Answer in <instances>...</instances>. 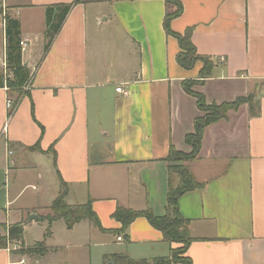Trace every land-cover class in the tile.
I'll use <instances>...</instances> for the list:
<instances>
[{"label": "crops", "instance_id": "obj_1", "mask_svg": "<svg viewBox=\"0 0 264 264\" xmlns=\"http://www.w3.org/2000/svg\"><path fill=\"white\" fill-rule=\"evenodd\" d=\"M74 1L0 0V69L6 64L7 13L20 22L28 45L22 60L33 74L12 112L7 102L14 105L16 95L0 89V238L8 239L0 248V264H93L95 249L102 253L100 264L114 255L170 257L178 245L165 242L145 218L118 236L113 233L122 226L112 215L123 208L165 216V159L171 148L191 153L185 137L201 117L183 82L197 79L202 64L185 70L177 63L179 43L163 25L175 7L165 0L78 4L44 55L46 9ZM180 3L183 13L171 22V30L184 35L191 29L197 53L215 63L211 77L195 91L209 105L254 95L256 113L245 104L207 127L197 160L187 164L206 186L179 199L194 240L186 256L192 264H264V0ZM36 145L41 152L29 150ZM12 173L26 178L36 173L37 184L20 191ZM49 180L57 192L43 206V218L53 214L63 180L69 186L66 203L92 200L106 232L86 221L68 230L57 221L44 252L35 249L45 229L41 240L29 243L27 238L44 223L35 222L39 207L21 204V199L26 188L38 192ZM15 226L22 227V238L16 240L25 248L21 251L12 249ZM57 228L65 237L57 239Z\"/></svg>", "mask_w": 264, "mask_h": 264}, {"label": "trees", "instance_id": "obj_2", "mask_svg": "<svg viewBox=\"0 0 264 264\" xmlns=\"http://www.w3.org/2000/svg\"><path fill=\"white\" fill-rule=\"evenodd\" d=\"M108 0H75L71 4H59L50 6L46 9V31H45V47L44 55L50 50L55 38L61 31L67 16L71 10L78 4L99 3ZM167 5H175L176 10L167 13L164 19V29L168 36L177 39L181 52L177 56V63L185 70H192L198 62H202L204 67L200 71L199 85L205 84V81L212 75L215 63L208 57L201 56L197 53L195 46L191 42L192 30L189 29L184 35L176 34L171 30V22L179 18L183 13V7L180 0H165ZM4 33H5V53L6 68L13 79H4L0 75V89L7 88L8 91L16 95L13 109L16 108L20 99L26 95L24 90L26 85L32 79L33 74L27 69L22 60V49L20 42L22 41L21 25L18 20L11 18L7 13L4 15ZM197 86L196 82H183L184 91L195 98L197 108L200 112L206 114L203 118H197L194 124V132L185 137L187 145L192 149L191 153H182L171 148L169 155L165 159L169 168L168 179V197L166 213L163 217H157L151 210L133 211L123 208H117L112 215L113 219L121 224V229L113 234L122 236L130 228L131 224L138 218H145L149 224L159 230L164 237V241L170 244L182 245L183 248L177 250L172 249L170 257L156 258L152 260H133L124 255L112 256L115 264H192L190 258L186 256L188 248L194 242L189 235L188 222L183 219L179 211V199L188 192L203 190L206 186L199 183L192 174L188 163L197 160L202 147L204 132L207 127L216 124L222 120H226L230 111H236L240 106L249 104L251 114L256 116L254 111V95L246 98H239L232 103L211 104L206 102L202 94L192 91ZM34 152H41L38 145L29 149ZM69 192V186L60 181V194L51 206L52 215L42 218L43 221L49 223V227L44 236V241L37 243L35 249L44 252L45 240L51 237L52 224L57 221H64L68 230L82 222H89L91 226L101 232H106L101 222L93 210V201L88 200L82 205H68L65 201ZM22 238V227L15 226L11 229L10 239L12 241ZM7 238H0V248L7 246ZM185 256L184 259H178V255Z\"/></svg>", "mask_w": 264, "mask_h": 264}, {"label": "rangeland", "instance_id": "obj_3", "mask_svg": "<svg viewBox=\"0 0 264 264\" xmlns=\"http://www.w3.org/2000/svg\"><path fill=\"white\" fill-rule=\"evenodd\" d=\"M172 6H173V9H174L175 5H172ZM1 9L6 11L5 8L1 7ZM175 10H176V8H175ZM1 33H2V30L0 29V35H1ZM4 36H5V33H4ZM1 52H2V46H1V41H0V53ZM198 63L202 64V68L204 67V64L202 62H198ZM0 75H3L4 79H8L9 81L13 79L12 75L9 72H7L6 64H5L3 69H0ZM200 80H201L200 76L197 79H195V80H191V81L197 83V86L193 87V89H192V91L195 92V93H198V92L195 91V89L197 87H200V85H199V81ZM11 92H14V91H11ZM198 94H200V93H198ZM11 112H12V110H11ZM205 116H206V114L204 112H201V117H199V118H203ZM16 175H17V173H12L11 174V181H12V183H15V179H17V182H19L18 189L20 191L23 190L29 184H37L36 173H33L32 176H30L29 178L28 177L26 178V176H22V173H19L18 174L19 176H17V177H16ZM47 177H49V175H47ZM46 183H47V185H45V187H42V188L39 187V191L38 192L32 190V188H26L24 190L23 198L21 199V204H24L26 206L27 205H30V206L36 205V208L39 207V209H36V210H38V213L40 214L41 217H40L39 221H35V222L36 223H40V224L44 223L43 224L44 228H41L42 227L41 225H37V226H34L32 228V230H31L32 234L27 238L29 243H32V241H34V240H41L40 235L44 232V229H45V231H47V229L49 227V223L47 221H43L42 220L43 214L45 215V213H47V209L43 208V206H47V204H50L54 200V198L56 196V192H57V185L56 184H51L50 180L46 181ZM16 184L17 183H15V185ZM36 186H38V185H36ZM42 186H43V184H42ZM43 195H44V197L45 196L47 197L44 200H43V197H42ZM38 200H40V203H37ZM41 200H43V201H41ZM63 233H64L63 230L57 228V233H56L57 239H58V237H60V238L65 237V234H63ZM12 243H13L12 245H15L18 242L12 241ZM182 248H183L182 245L181 246L178 245V247L176 249L179 250V249H182ZM21 249H25V248H23L21 246L19 251H21ZM118 249H122V247L113 248V249H111V252H115ZM108 251H110V250H108ZM100 255H102V253H101V251H99V249H95V251H93V253H92L93 264L97 263V258ZM184 257L185 256H182L181 254H179L177 258L182 260V259H184ZM99 260H98L97 264H100ZM106 261H107L106 264H112L114 262L112 257H108L106 259ZM178 264H181V263H178Z\"/></svg>", "mask_w": 264, "mask_h": 264}, {"label": "built area", "instance_id": "obj_4", "mask_svg": "<svg viewBox=\"0 0 264 264\" xmlns=\"http://www.w3.org/2000/svg\"><path fill=\"white\" fill-rule=\"evenodd\" d=\"M20 47H21V49H22V53H25L26 51H27V49H28V45H27V42H25V41H21L20 42ZM116 92L117 93H123V91H122V89L121 88H118V89H116ZM7 108L9 109V110H12L13 109V104H12V101H8L7 102ZM118 242H123V238L122 237H118ZM20 246L19 245H17V244H15L13 247H12V249L14 250V251H19L20 250Z\"/></svg>", "mask_w": 264, "mask_h": 264}, {"label": "water", "instance_id": "obj_5", "mask_svg": "<svg viewBox=\"0 0 264 264\" xmlns=\"http://www.w3.org/2000/svg\"><path fill=\"white\" fill-rule=\"evenodd\" d=\"M35 220H37V218H35ZM112 264H115L114 262Z\"/></svg>", "mask_w": 264, "mask_h": 264}]
</instances>
